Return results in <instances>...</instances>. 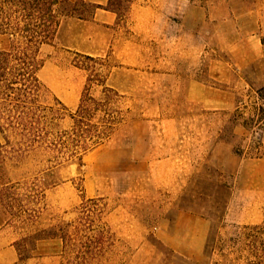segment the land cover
I'll return each instance as SVG.
<instances>
[{"label":"rangeland","instance_id":"374dc122","mask_svg":"<svg viewBox=\"0 0 264 264\" xmlns=\"http://www.w3.org/2000/svg\"><path fill=\"white\" fill-rule=\"evenodd\" d=\"M86 1L101 6L94 18L65 24L38 54L41 104L62 116L49 115L47 141L63 144L16 152L18 139L0 135L13 205L0 208V252L11 264H74L75 249L22 261L15 247L63 223L108 233L97 264H236L228 239L264 221V160L242 152L240 126L264 108V0H137L121 19L107 0ZM87 65L114 92L94 82L90 94L116 124L82 154L69 137ZM88 200L98 202L81 209Z\"/></svg>","mask_w":264,"mask_h":264},{"label":"trees","instance_id":"16d2710c","mask_svg":"<svg viewBox=\"0 0 264 264\" xmlns=\"http://www.w3.org/2000/svg\"><path fill=\"white\" fill-rule=\"evenodd\" d=\"M136 1L107 0L105 10L120 19L126 18ZM100 8V5L86 0H0V37L8 43L7 48L0 50V135L7 145L11 143L12 137L18 139L16 152L29 151L44 142L51 146L63 144L47 141L49 115L57 116L58 120L62 116L58 111L41 104L44 86L38 78L41 67L39 50L54 40L64 19L90 21ZM85 60L88 63L95 61L91 57H85ZM89 67H80L88 75L77 109L71 116L73 125L69 138L74 153L78 151L85 154L100 146L112 134L116 124L110 105L96 100L90 94L94 82L102 87L103 95L114 92ZM259 95L263 97L261 93ZM100 113L101 118L96 120L97 123H92ZM240 126L250 132V137L242 140L245 143L242 152L248 149L253 158L264 159V108H255L253 116ZM4 187L5 184H0V208L3 213L12 215V203L2 196V191L6 190ZM97 202L85 201L81 209ZM80 231L76 229L72 233L70 225L58 223L23 237L15 247L20 255L26 254L21 258L22 261L38 255H57L75 249L71 251L74 264H97L103 258L108 233L100 231L91 236L80 234ZM44 244L49 246V250L41 249ZM55 247L61 250L52 249ZM227 247L228 255L236 264H264V221L259 225L238 229L228 239Z\"/></svg>","mask_w":264,"mask_h":264},{"label":"crops","instance_id":"0c3cea01","mask_svg":"<svg viewBox=\"0 0 264 264\" xmlns=\"http://www.w3.org/2000/svg\"><path fill=\"white\" fill-rule=\"evenodd\" d=\"M70 21H75V22L83 23V24L88 23V21H83V20H78V19H73V18L64 19V20L61 22L60 27H59L57 33H59V31L62 29V27H63L65 24H68ZM254 159H255V158H254ZM256 160H264V159H256ZM0 230H1V227H0ZM10 253H11L10 250H6V251H1V252H0V260H1V264H11V263H13L14 261H16V260L11 259V258H8V259H5V258H4L6 254H10ZM37 257H38V258H36V259H39V260H40V259H45V258H46L45 255H38ZM39 257H40V258H39ZM34 259H35V258L30 259L29 261H32V260H34ZM29 261H28V263H29Z\"/></svg>","mask_w":264,"mask_h":264}]
</instances>
